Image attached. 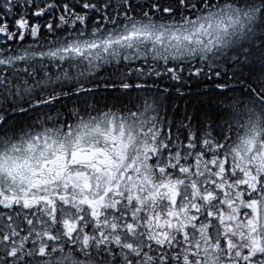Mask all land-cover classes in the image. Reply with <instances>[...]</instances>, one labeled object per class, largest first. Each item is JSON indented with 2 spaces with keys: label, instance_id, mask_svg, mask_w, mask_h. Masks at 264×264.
<instances>
[{
  "label": "snow or ice",
  "instance_id": "obj_1",
  "mask_svg": "<svg viewBox=\"0 0 264 264\" xmlns=\"http://www.w3.org/2000/svg\"><path fill=\"white\" fill-rule=\"evenodd\" d=\"M0 264H264V0H0Z\"/></svg>",
  "mask_w": 264,
  "mask_h": 264
}]
</instances>
